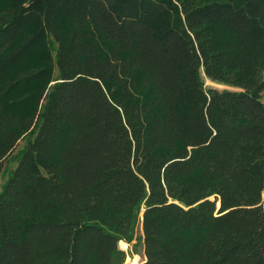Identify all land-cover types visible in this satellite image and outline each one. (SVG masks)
<instances>
[{"label": "trees", "instance_id": "trees-1", "mask_svg": "<svg viewBox=\"0 0 264 264\" xmlns=\"http://www.w3.org/2000/svg\"><path fill=\"white\" fill-rule=\"evenodd\" d=\"M262 93L264 0H0V264H264Z\"/></svg>", "mask_w": 264, "mask_h": 264}, {"label": "rangeland", "instance_id": "rangeland-1", "mask_svg": "<svg viewBox=\"0 0 264 264\" xmlns=\"http://www.w3.org/2000/svg\"><path fill=\"white\" fill-rule=\"evenodd\" d=\"M57 77V74H56ZM206 86L209 88H214L219 91L225 90V89H230L228 87H225L223 85H219L216 83H209L206 82ZM262 102L264 103V93H262ZM26 138L21 140L13 154L4 162V169L2 170L0 174V191L6 182V180L9 177V173L16 167L17 162L15 159V155L17 154L18 151L24 148L26 145ZM143 213L140 214L139 219L136 223L135 227V237L131 243H127L125 241H120L119 243V249L124 253V262L123 264H142L143 261L145 260L144 258V247H143V230H142V224H141V219H142ZM54 216H51V218ZM50 218V217H48Z\"/></svg>", "mask_w": 264, "mask_h": 264}, {"label": "water", "instance_id": "water-1", "mask_svg": "<svg viewBox=\"0 0 264 264\" xmlns=\"http://www.w3.org/2000/svg\"><path fill=\"white\" fill-rule=\"evenodd\" d=\"M142 217H143V215H142Z\"/></svg>", "mask_w": 264, "mask_h": 264}]
</instances>
